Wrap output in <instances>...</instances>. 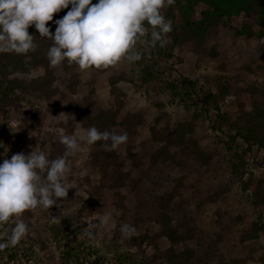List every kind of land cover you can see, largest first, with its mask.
<instances>
[{
	"label": "rangeland",
	"instance_id": "rangeland-1",
	"mask_svg": "<svg viewBox=\"0 0 264 264\" xmlns=\"http://www.w3.org/2000/svg\"><path fill=\"white\" fill-rule=\"evenodd\" d=\"M201 9H195L197 20ZM66 12L54 13L49 23ZM172 12H162L171 24L163 46L152 43L146 26L135 46L138 60L82 71L74 63L52 66L46 51L51 87L33 93L8 91L6 81L47 77L42 69L0 75V162L32 150L45 151L49 159L63 155L60 135L94 126L102 115L115 117L111 131L127 134L116 149L101 140L68 157L67 197L5 222L7 232L17 219L28 228L15 245L11 232L3 235L12 251L26 243L44 264H84L92 256L90 264H264V230L249 239L255 225L264 223V205L252 197L264 188V149L231 139L264 111L260 42L237 35L239 17L223 19L201 43H176L183 20L177 6ZM206 94H212L208 104ZM107 156L116 158L119 171L131 173L122 189H109L117 167H104ZM106 212L111 220L101 226ZM124 224L134 230L122 232ZM167 226L181 236L179 242H170ZM0 264L11 259L0 253Z\"/></svg>",
	"mask_w": 264,
	"mask_h": 264
},
{
	"label": "clouds",
	"instance_id": "clouds-1",
	"mask_svg": "<svg viewBox=\"0 0 264 264\" xmlns=\"http://www.w3.org/2000/svg\"><path fill=\"white\" fill-rule=\"evenodd\" d=\"M174 0H0V53L27 54L36 50L34 35L28 29L34 25L42 37L53 43L47 50L52 66L65 61L75 63L84 71L91 67L115 65L121 60L135 61L140 53L135 46L150 27L153 44L166 43L164 34L171 24L161 12L162 7ZM69 5L71 7L69 8ZM69 10L54 21V33L47 22L61 9ZM61 113L60 115H62ZM59 115V116H60ZM54 116V117H59ZM79 124L80 122H76ZM127 134L100 131L95 126L76 130L71 135H60L65 146L63 155L49 159L43 150L25 154L15 153L0 162V224L20 217L26 210L37 206L51 208L60 198L68 195L66 177L71 171L68 157L82 145L109 141L105 147L118 148ZM111 220V213L99 218L101 226ZM27 225L17 219L11 230L10 243L17 244L27 233ZM134 230L131 225L121 226L122 232ZM2 247V245H0Z\"/></svg>",
	"mask_w": 264,
	"mask_h": 264
},
{
	"label": "trees",
	"instance_id": "trees-1",
	"mask_svg": "<svg viewBox=\"0 0 264 264\" xmlns=\"http://www.w3.org/2000/svg\"><path fill=\"white\" fill-rule=\"evenodd\" d=\"M199 4L203 5V9L200 10V19L197 20L194 14L196 13L195 9ZM174 6H177L180 17L183 20V34L173 37L174 42L178 43L181 39H191L194 43H201L205 40L208 34L218 29L222 24L223 19L227 18L232 20L243 17L242 26L240 30H238L237 35H245L247 38H257L260 42V49L264 54V0H174L172 4H169L167 10L162 7L161 12L166 11V16L172 17ZM70 7L71 5H69V8ZM66 10L68 11L69 9L66 8ZM47 26H49L50 31L54 33L56 25L47 22ZM254 27L259 28L257 33ZM28 31L30 34L34 35V42L37 45L36 50L30 51L27 54L11 52L0 53V60L4 61L2 66H0V75L2 77L15 74L27 75L33 72V70L42 69L41 71L45 73V76L47 77H44V75L38 76L32 78L30 81L11 78L6 81V88L13 93L17 90L33 93L37 90L40 91L51 87L49 86V83H47V81L50 80L48 74L51 73L48 70V60L46 56L44 57V54L52 45L53 41L48 37L40 36L34 25H30ZM65 64H68L67 61H65ZM32 87L34 88L31 89ZM262 94H264V88ZM203 99L204 102L208 104L212 99V94H206ZM206 111H208V109H206ZM86 113L87 110L83 109V114ZM253 116H255V119L251 117V121L246 123L245 132L231 136V139L237 140L240 138L249 147L255 146L264 149V111H259V115L253 114ZM114 118L113 115H102L96 122H90L91 125H94L100 131L107 130L111 132L110 127L114 125ZM81 119L84 120L86 124L90 123L87 117ZM127 123L129 124V122ZM132 123L133 122H131L129 126H131ZM179 137V139H181V135ZM167 141L170 142V139ZM110 153L114 154V152ZM59 155L61 156V154ZM199 155H204V157L200 158L204 161L206 153L201 151ZM106 158L107 159H105L103 163L106 169L111 165H113V167L118 166L119 163L116 161V158L110 156H107ZM112 176H115V178L109 186V189H122L125 187L126 182L130 180L131 173L121 172L117 167L114 168V174ZM101 187L104 188L105 186ZM252 197L256 203L255 205H264V188L262 190L253 191ZM178 204L179 203H177V205ZM166 216L168 217V215ZM164 229L166 232L165 235L172 244L180 241L181 236L176 230L171 229L169 226ZM261 230H264V223L256 224L249 239L257 238L259 235L258 233ZM170 251L173 252L172 249Z\"/></svg>",
	"mask_w": 264,
	"mask_h": 264
},
{
	"label": "built area",
	"instance_id": "built-area-1",
	"mask_svg": "<svg viewBox=\"0 0 264 264\" xmlns=\"http://www.w3.org/2000/svg\"><path fill=\"white\" fill-rule=\"evenodd\" d=\"M6 229H7V226L5 225V223L0 224V245H2V247H0V251L2 252L0 253L4 254L6 259H11L12 264H14V260H16L17 264H44V262L38 256V252L29 251L26 243L20 244L19 252L12 251L9 248L10 246L8 244L4 245V242H5L4 237H8V236H3V235H7L8 232H11V231L7 232ZM83 256L84 257L86 256V252L83 254ZM92 258L94 257L92 256V257L85 258L84 264H90V260ZM20 261H22V263H20Z\"/></svg>",
	"mask_w": 264,
	"mask_h": 264
}]
</instances>
